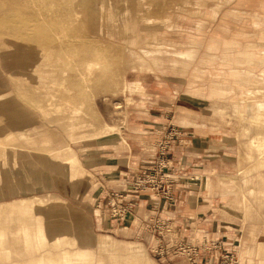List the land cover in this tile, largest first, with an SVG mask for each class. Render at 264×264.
Segmentation results:
<instances>
[{
	"label": "rangeland",
	"instance_id": "rangeland-1",
	"mask_svg": "<svg viewBox=\"0 0 264 264\" xmlns=\"http://www.w3.org/2000/svg\"><path fill=\"white\" fill-rule=\"evenodd\" d=\"M152 1L108 0L104 3L99 0L101 11L116 14L112 18L115 24L111 22L107 25L115 31L114 35L97 33L102 32V28L98 30L99 23L86 16L82 23L88 25L85 30L74 29V22L51 19L50 25L45 24L41 31L35 32L49 33L53 37V45L57 46L55 48L17 39L0 31V93H7L0 99V102L3 101V111L0 109V231L16 229L18 221L15 218L18 215L23 216L27 224L32 220L33 227L41 224L52 231L69 227L73 229V234L68 235V238L87 229L94 233L93 238L95 236L93 248L86 247L91 250L90 260L94 264H125L123 259L117 257L126 255L133 245H141L153 259L141 256L140 250L134 247L126 255L138 257L137 263L133 264H152V261L154 264H190L183 249L201 243L203 235L207 234L216 244L201 252L200 264H252L250 259L254 260L253 264H258L264 257V251L257 248V241L264 240V233L252 239L250 229L253 224H257L258 230L262 227L264 232V196L258 192L261 187L264 188V169H253L254 161L250 158L243 161V165L250 171V186L256 188V192L250 194L241 181L244 172L240 174L237 171L240 168L238 162L241 148L257 154L256 148L248 147L249 137L241 134V125H249L250 122H241L230 107L226 108L222 118L215 111V105H230L232 101L231 97L227 98L226 94L218 90L221 88L219 83L230 80V66L222 59L227 53L225 42L233 41L243 47L247 41H259L264 31L254 25V19L264 25V0H176L172 7L167 2ZM11 3H21L24 10L31 13L33 10L35 14L39 9L48 7L45 0H0V7ZM216 7L219 13L213 19L212 13ZM5 8L10 9L8 6ZM57 8L56 4L49 18L56 16ZM125 28H129V32L127 30L126 34H120ZM65 31H72V34L69 32L68 35ZM30 37L33 42H48L33 34ZM193 41L197 42L194 44L198 47L196 52L188 54V59L178 58L175 52L190 48ZM59 43L72 44L60 49ZM153 47L160 49L157 54L165 51V114L168 115L170 125L165 137L169 142L168 149L170 152L177 149L169 135L172 129L175 130L173 137H176V132L182 129L179 126H193L176 121L178 108L190 107L198 114L197 118L206 123L202 128L195 126L197 134L208 137L206 144L201 147V165L195 172L186 171L184 179L178 178L180 180L177 179L180 176L168 170L166 165L165 173L171 174L176 180L174 194L176 189L183 187L185 199L182 204L167 207L165 211H158L154 215L140 210L141 219L155 218L152 224L145 226L142 220L136 219L125 226L107 220L109 224L103 226L105 220L98 212L106 201L107 188H117L123 184L118 176L123 177L124 173H115L120 159L136 149L140 152L146 147L141 138L147 132L138 131L137 141L132 140L138 142V147L134 149L126 127H130L131 110L136 106H145L151 96L140 80L143 81L145 74L151 73L157 66L154 61L157 54L151 55L154 54ZM43 57L46 60L42 61ZM141 57L146 62L144 67L138 64ZM87 59L97 61L94 63L95 69L83 62ZM42 62H50L53 66H43ZM38 65L41 69L34 71ZM50 69L57 71L58 78L64 76L66 82L62 86L53 84L52 89H43L39 84L42 70ZM84 72L87 77L85 82L81 78ZM124 79L129 84L133 83L132 80L137 81L125 90ZM45 89L51 91V95L57 93L54 105L67 104L64 97L73 106L82 100L85 111L83 115L90 123L86 121L82 127L75 129L64 124L70 114L69 110L64 113L54 109L47 111L48 106L53 104L48 100L50 94L43 95ZM81 89L83 94H80ZM4 100H10V103ZM105 123L123 126L122 132L98 131L99 125ZM261 127L259 124L254 126L259 129ZM195 129L186 130L194 132ZM9 135L15 138L8 140ZM122 135L129 145L121 142ZM244 142L247 147L240 145ZM66 145L73 149L75 164L61 160L60 166L68 169L73 176L52 166L51 161L56 158L45 151L46 148L58 149ZM212 169L214 173L210 178H213L214 184L209 190L205 187V179ZM35 175L41 178L36 179ZM245 190L253 201L254 209L250 212L245 211L241 201L242 191ZM21 199H26L23 204L20 203ZM17 202L20 204L17 205ZM49 208L59 211L54 217L48 218ZM137 227L140 232L135 234ZM8 234L11 238L12 234ZM106 235H111L115 241L113 253L109 249L112 247L110 236ZM245 242L253 243L251 251L247 253V260L241 262V244ZM60 244L52 241L41 247L40 251L15 257L13 254V258L0 262L28 263L48 250L57 259V254L64 250L77 251L81 247L79 244ZM111 254L115 255L116 260L110 258ZM69 257L77 256L73 254Z\"/></svg>",
	"mask_w": 264,
	"mask_h": 264
},
{
	"label": "bare ground",
	"instance_id": "bare-ground-1",
	"mask_svg": "<svg viewBox=\"0 0 264 264\" xmlns=\"http://www.w3.org/2000/svg\"><path fill=\"white\" fill-rule=\"evenodd\" d=\"M45 1L47 2L48 7L46 9H42V8L39 9L38 13H36V14L33 12V10H32V13L24 10L21 3L20 4H14V3L12 4L11 3L8 5L7 4L2 5L0 7V31L3 33H6L7 35L14 36L17 39H23V40H26V41L31 42V43H36L37 45H43V46H48L50 48L51 47L55 48L57 46L53 45V43L51 41L53 37H51L49 33H44V32L36 33L35 31H41L40 29L45 24L49 23V25H50L51 19H56V20L63 21L66 23L67 22L68 23L74 22V25H73L74 29L85 30L88 25L84 26V24L82 25V23L85 22L84 16H86L87 19L88 18H89V20L95 19V20H97L96 22L99 23L100 27L98 28V30H101V28H102V32H97V33H106L107 35H112V34L114 35V33H115V31L110 26H107V25H108V23L111 24V22L113 24H115V21H113L112 18L116 14L114 12L108 13L106 11L104 12V10L101 11V9H100L101 6L98 5L99 0H45ZM107 1L108 0H102V2H104V3ZM158 1L161 3L167 2L169 4L168 5L169 7L174 6L176 3L175 2L176 0H158ZM138 2H139V0H138ZM148 2H149V0H148ZM156 2L157 1L154 0L153 3H156ZM149 3H147V4H149ZM56 4L58 7L56 10L57 14L55 17L49 18V14L53 10V8ZM182 4H184V3H182ZM7 6L10 9L7 10L5 8ZM114 6H116V5H114ZM6 10H7V12H4ZM218 13H219V8L216 7V9L212 13V18L214 19ZM151 17H154V16H151ZM31 21H34L35 23L31 24ZM76 23L81 24V26L79 27ZM254 25L257 28H258V26H260V29L262 31H264V25H263V23L260 22V20L254 19ZM128 29L125 28L123 32L120 31V34H122V33L126 34ZM32 30H33V33H32ZM65 32H67L68 35H69V32H71V34H72V31H69V32L65 31ZM128 32H129V30H128ZM31 34H33L34 36H40L41 39L43 38L45 40H48V42H46V43H43V42L38 43L37 41L33 42L32 38L30 37ZM155 40L157 41L158 39L156 38ZM195 43L197 44L196 41L195 42L193 41L192 46L190 48H187V49L182 50V51H176L175 54H177L178 58H180L181 60H182V58L188 59L187 55L190 53L196 52V50L198 48L197 46L194 45ZM70 44H72V43H70ZM70 44L64 45V44L59 43L58 47L61 49L64 46L66 47V45L68 46ZM74 44H76V43H74ZM77 44H81V43L78 42ZM3 45H5V44H3ZM170 45H172V44H170ZM225 45L227 47V49H226L227 53L225 54L226 56L223 57L222 59L225 60L227 65L230 66V68H228L230 71V80H228V78H223L222 80H228V81L219 83L218 86L221 88L218 90L222 94H226L227 98L231 97L232 101H231L230 105H221V104L217 103L215 105V111L220 114V117L224 118L225 111H227L226 108L230 107V109L232 108L234 110V113L238 116V118L241 120V122H243V120H248L250 122L249 125H246V124L241 125V134H242V136H248L249 137L248 147H250V149L256 148L257 154L254 155L253 152H250L248 150L246 151L245 149L243 150V148H241L239 151V162H238V166L240 168L237 171H240V174H243V172H244V175L241 177L243 187L246 186L248 188V192L250 194H254V192H256V188L250 186V184H252V182L249 180V176H248L250 171L247 170V167H245L243 165V161L246 160L247 158H250L254 161L253 169H255V170L264 169V129H263L264 128V33H262L260 35L259 41L256 43H250V41H247L246 44L243 47H241L236 42L227 41V42H225ZM76 47H78V45ZM114 47L116 48V45ZM75 48H74V50H75ZM152 50H153L154 54H151V55H156L160 49L158 50L157 48L153 47ZM93 51H94V49H93ZM96 51H97V48H96ZM67 57H68V55H67ZM152 59L154 60V57H152ZM44 60H46V59L43 57L42 61H44ZM82 60L83 59H81V61ZM181 60H180V62L183 63V61H181ZM154 61H156V60H154ZM83 62L85 64H87V66H89L90 68L95 69L94 63L97 61H94L92 59H87V60H84ZM83 62L82 63L80 62V63L83 64ZM38 63H40V62H38ZM138 64H140L141 67H144L146 65L145 59L143 57H141L140 60H138ZM42 65L48 66V67L53 66V64L50 62H42ZM78 67H79V70H81L80 69L81 66L79 65ZM38 69H41V68H39V65L36 67V70L34 69V71H38ZM198 70H202V69H198ZM46 71H48V72H46ZM45 72L47 74H44ZM26 77L28 78V75ZM122 77H123V75H122ZM81 78L84 82L87 80V77L85 76V72L83 73ZM36 79H38V78H36ZM40 80L41 81L39 84L43 87V89L47 88V87L50 89L53 84H57L58 86H62L66 82V78L64 76L58 78L57 77V71H52L51 69L45 70V71L42 70ZM128 82L129 81H127V79H124L123 88L125 90L130 86V84ZM81 87H82V85H81ZM214 87H216V84L214 85ZM216 91H217V89L215 90V92ZM42 93L44 96H46V95L48 96L50 94V96H48L49 97L48 100H50L51 104H53V105L48 106L47 111L50 112L52 109H54V111H56V112L64 113L65 111L69 110L68 112H70V114H68L67 120H64V124H69V126L72 129H75V127L80 128L83 126L84 122H86V121L89 122L86 119V117L83 115V113L85 111L83 109V101L82 100L79 101L75 106H73L72 104L69 103V100L64 97V100H67L69 104L65 103L63 105V104L59 103V104L54 105V97H56L57 93L51 95V91H46V89H45V91L43 90ZM5 94H7V93L1 92L0 93V99H3V96ZM80 94H83L82 89L80 90ZM40 97H41V95H40ZM92 97H93V95H92ZM4 102L10 103V100L9 101L4 100ZM212 102H213V100H212ZM1 105H3V101L0 102V109H1V111H3ZM46 109H47V107L45 109L43 108V110H46ZM176 115H177L176 121H180L181 123H183V125H193V126H197L199 128L206 126V123L200 121L196 116L198 114L194 110L190 109V107L189 108L179 107ZM124 121L126 123L125 119H124ZM213 124H216V122ZM258 124L261 125L262 127L260 129L254 128V126H257ZM217 125L223 127V125H221V124L220 125L217 124ZM121 127H123V126L117 127V126L108 125L105 123L104 125H99L98 131L101 129H104L106 132H113V131L117 132V130H118V132H120V131L122 132ZM0 130H1V128H0ZM14 138H15L14 135L8 136V140H13ZM121 141L127 143V139H126V137H124V135L121 136ZM240 145H243V146L245 145L247 147L245 142L241 143ZM72 150L73 149L71 147H69L68 145H66L64 148H58V149L46 148L45 149L46 153L49 152V154L51 156H53V158H56L55 161H51V165L57 166L58 170H60L61 172L65 173V174H68V176H73V175L69 174L68 169H65L63 167L61 168L60 164H62L61 160L70 161L72 164H75L74 161L76 158H75ZM41 162H42V160H41ZM72 167H75V165ZM215 171H217V170H215ZM212 173H214V169H212V171L209 172V174L207 175V178L205 179V187L209 190H211V188L213 187V184H214L213 178L212 177L210 178V176H212ZM34 178L40 179L41 177H40V175H35ZM231 180H232V182L234 181L233 179H231ZM220 184H221V182H220ZM242 192H243L242 198H241L242 204L245 207L244 208L245 211L250 212L254 209V208H252L253 201H252V199H250L248 197L246 190L242 191ZM258 192L260 194H262L261 196H264V188L261 187L258 190ZM224 199H226L225 196H224ZM25 200L26 199H21L20 203L23 204V202ZM36 202H37V200H36ZM20 203H18L17 205H19ZM38 203H39V200H38ZM58 211L59 210L56 208H49L47 211L48 218L54 217ZM3 216H4V214H3ZM15 219H17V221H18V225L16 224L17 222L15 223L18 226V227H16V229H14V230L10 229V231H6L3 229L0 231V260L3 261V259H10V258L15 257V255L21 256V255H24L25 253L28 254V253L35 252V251H40L41 247H43L46 243L51 244V242L54 241L56 243H62L60 245H64V243H66V245L72 244V246H74V244L75 245L79 244V245H81V247L78 248L77 251H75V250L69 251L68 249H66V251L64 250L62 253H59L60 252L59 251V252H57L59 254L55 253L59 256L57 259L54 258V255H53L54 253L52 254V252L48 250V251H44L42 253V256H40L39 258H37L35 260H30V262H28V263L15 261L12 264H94L90 260V256L92 254L91 250H89L87 248L88 247L93 248V246L95 245V236L93 238L94 233L92 234L89 230L86 229V231H84L82 233H77V234L73 235L71 238H68L67 237L68 235L70 236L73 234V231H72L73 229L71 230L69 227H67L61 231H52L49 229H45V227H43V225H41V224L33 227L32 226L33 224H31L32 220L30 221V223L27 224L26 219H24V217L21 215L16 216ZM258 227L259 226L257 224H253V226L251 227V229H250L251 234L250 235H251V237H253L252 239H255L260 233H264L262 231L263 228L261 227L260 230H258ZM6 228H7V223H6ZM8 232H10V234H12L11 238L9 237L10 235L8 234ZM240 237H242V236H240ZM239 240H240V238H239ZM239 242L241 243V241H239ZM252 243L253 242H249V243L245 242V243L241 244V256L239 255L241 262H244L245 260H247V253L249 251H251V244ZM90 244H92V245H90ZM5 245H6V247H5ZM68 246H71V245H68ZM257 248L259 250L261 248V251H264V240L257 241ZM73 251H75V252L73 253ZM13 254H14V256H13ZM73 254H75L77 257L76 258L69 257L70 255H73ZM110 258L112 259V254L110 255ZM99 260H101V259H99ZM250 261H252V264L254 263V260L250 259ZM124 262H125V264H131V263L136 262V259L135 258H126V259H124ZM153 263H154V261H152V264ZM0 264H3V263L0 262ZM4 264H6V263H4ZM258 264H264V257L259 261Z\"/></svg>",
	"mask_w": 264,
	"mask_h": 264
},
{
	"label": "crops",
	"instance_id": "crops-1",
	"mask_svg": "<svg viewBox=\"0 0 264 264\" xmlns=\"http://www.w3.org/2000/svg\"><path fill=\"white\" fill-rule=\"evenodd\" d=\"M157 63L156 68L151 73H146V78L140 80L144 88L151 94L149 100L146 102L145 106H136L133 108L130 112L129 117V124L126 127V130H128L129 134V140H136L138 139L139 132L138 131H145L147 134L143 135L141 139H143L145 143V148H142V150L131 152L130 154H126V157L123 159H120L119 166L115 170V173H126L130 170H137L142 168L144 165L154 162V157L157 155V152L161 148V144L165 145L166 141V133L167 129L169 128L168 124V115L165 114V51L163 53H159L155 57ZM169 78V77H168ZM133 83L130 84L131 86L135 83L137 80H132ZM180 132L177 130V136L172 137L175 146L177 149H175L174 152H170L169 150L166 152V156H164L162 163L167 165V169L174 171V174L180 179H184V173L186 171L189 172V170H192V172H195L196 168H199L201 165V154H202V145H205L207 142L208 137H204L201 134H197L196 127L195 126H179ZM187 128H194V132L186 130ZM136 130V131H135ZM134 138V139H133ZM122 143H125L121 141ZM128 140H127V143ZM133 148L138 147V142L132 141L131 142ZM149 149V150H148ZM129 169V170H127ZM117 171V172H116ZM178 174V175H177ZM119 180L123 182V177L120 175L118 176ZM178 179V180H180ZM122 185L119 184L117 188L121 187ZM178 188V187H177ZM183 187H179L175 190V199L172 202H169L167 200H159L158 196L153 193H143L139 196L137 199L136 205H137V217H133V221L136 219L141 220L140 210H146L149 211L151 215L157 214L158 211H165L167 207H175L178 203H183L185 197L184 192L185 189H182ZM110 189V187H109ZM107 188V190H109ZM106 191V190H105ZM184 208V207H183ZM181 211H184V209H181ZM150 215V216H151ZM103 226H107L109 223L107 221H104ZM139 229L136 228L135 234H138ZM110 236L111 245L109 249H111L112 253L114 252L113 246L115 245V241ZM98 239H101L98 237ZM103 239V238H102ZM98 245H100L98 243ZM97 246V245H96ZM137 247V250H140L141 256H148L146 253V250L141 245H133L130 246L129 252L132 251L133 248ZM128 252V253H129ZM127 253V254H128ZM117 254V253H116ZM126 254V255H127ZM119 255V254H118ZM126 255H119L117 258L126 259V258H135L137 263L138 257L136 256H126ZM126 256V257H124ZM112 258L115 259V255H112ZM151 260H153L151 257H149ZM133 264V263H131ZM154 264V263H153Z\"/></svg>",
	"mask_w": 264,
	"mask_h": 264
},
{
	"label": "built area",
	"instance_id": "built-area-1",
	"mask_svg": "<svg viewBox=\"0 0 264 264\" xmlns=\"http://www.w3.org/2000/svg\"><path fill=\"white\" fill-rule=\"evenodd\" d=\"M175 134V130L170 131V138ZM169 142L161 144L160 150L154 157V162L144 165L137 170H130L123 175V184L119 188H110L106 193V201L99 209L98 215L105 221H114L118 224L130 225L133 217H137V199L143 193H153L159 200L174 201V183L176 180L171 174L165 173L166 164L163 158L166 156ZM145 226L155 222V218L146 217L141 219ZM142 229V227H141ZM140 231V229H139ZM216 241L210 239L207 234L203 235L201 243L183 249L190 264H200L201 252L211 249Z\"/></svg>",
	"mask_w": 264,
	"mask_h": 264
}]
</instances>
